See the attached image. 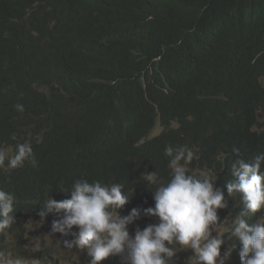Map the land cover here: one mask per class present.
Masks as SVG:
<instances>
[{"label":"trees","instance_id":"obj_1","mask_svg":"<svg viewBox=\"0 0 264 264\" xmlns=\"http://www.w3.org/2000/svg\"><path fill=\"white\" fill-rule=\"evenodd\" d=\"M13 137L38 165L0 170V183L38 213L47 189L71 198L60 188L78 178L123 184L121 216L154 207L147 173L168 179L164 150L180 138L196 143L189 168L217 165L221 184V163L264 153V0H0V143Z\"/></svg>","mask_w":264,"mask_h":264},{"label":"clouds","instance_id":"obj_2","mask_svg":"<svg viewBox=\"0 0 264 264\" xmlns=\"http://www.w3.org/2000/svg\"><path fill=\"white\" fill-rule=\"evenodd\" d=\"M15 107L24 111L22 104ZM233 152L239 157L238 148ZM164 155L169 157L171 178L154 190V207L132 208L129 214L121 216L119 209L132 196L125 192L123 184L77 179L71 187V198L58 201L50 196L42 202L38 214L44 219L49 213L63 210L62 218L53 221L52 232L70 235L63 241L66 249H87L89 264H104L107 257L116 264L120 259L123 264H173L174 261L181 264L182 256L192 251L189 264H264V153L255 156L251 163L243 158L232 161V175H225L221 183L227 189L225 195L215 185L220 184L223 175L212 171L210 164L200 171L189 168L199 158L192 147L169 145ZM220 159L223 160V154ZM26 161L33 167L38 165L30 141L17 143L14 150L0 146V170L10 172L23 167ZM147 179L156 183L157 172L147 173ZM238 193L242 207L234 214L238 209L235 208ZM14 196L10 186L3 184L0 232L16 222ZM259 211L261 215L250 224V215ZM142 212L158 217L159 222L138 228L133 222ZM74 226H78V232L73 231ZM135 229L133 237L130 233ZM25 235L21 245L26 247L27 231ZM33 251L36 254L30 259L0 251V264H41L40 258L46 255L50 264L57 263V257L46 247L37 244Z\"/></svg>","mask_w":264,"mask_h":264},{"label":"bare ground","instance_id":"obj_3","mask_svg":"<svg viewBox=\"0 0 264 264\" xmlns=\"http://www.w3.org/2000/svg\"><path fill=\"white\" fill-rule=\"evenodd\" d=\"M141 44L148 45V44H150V41H141ZM54 84L61 91H65L64 87H60V85L57 84V83H54ZM43 87L44 86L41 83L38 84L37 91L39 92V94H43V92H42L43 91ZM67 97H68V93H67ZM68 98H71L73 100L72 103L69 104V105L75 107V110H77V116L78 117H82L83 116V112L78 107L75 99L72 98V97H68ZM73 111L74 110H69L67 113H73ZM158 124L159 123L157 121V124H152L150 126L149 122H148L146 127H145V130L152 131V133H150V135H153V133L155 131H156L155 133L157 134L159 132L158 129H160ZM44 132L40 130L39 134L36 135L35 138H38ZM181 135H183V134H181ZM205 138H208L207 131H203V134L201 135V137H199L198 141H201L202 139H205ZM23 142L24 141H22L21 139H15L14 141L11 142L13 146H11V145H2L1 143H0V146L10 147V148H12L14 150L15 149V145L17 143H23ZM182 145H188L189 147L193 148V147H195L196 143L192 142V141L191 142H186L182 138H180L178 141L175 140L174 143H173V147L182 146ZM244 161L246 163H250L246 159H244ZM26 163H27V161L25 162V164ZM229 166H231V164H228L225 161L223 163H221V167H220L221 172H224ZM210 168H211L212 171L216 170L217 169V165H214V166H212ZM170 178H171V172H170L169 177H168L167 180H164L160 176H158L157 182L156 183H151L150 186L153 185L154 188H157V186H159V184L161 182L167 183V181L170 180ZM62 182H64V181L62 180ZM3 184H5L7 187L10 186V185L13 186L15 190H18L20 188L17 185H13V182H10L9 184L0 183V188H2ZM13 187H10V191L12 193L14 192L13 191L14 190ZM71 187H72V185L66 183V187L64 188V190H62L60 188L59 192H65L66 191V192L71 193L72 192ZM25 189H27L26 186H25ZM55 191H57V190H55ZM55 191L53 193H51L47 189L45 191V193L53 197L54 195L58 194V193H55ZM23 194H25L27 197H31V194H30L29 190L23 192ZM16 200H19V199H17V197H15V202H14L15 211L17 209H19L18 213H14V215L16 217V222L10 228H7L3 232H0V237H2V239L0 240V251H4L6 255L23 256L25 258H29L30 259V258L35 256L36 251H33V248H34L35 245L38 244L39 246L46 247L48 250H50L57 257L59 262L62 263V264H66L65 260H69V264H88L87 261L83 259V255H82L83 252L84 253L87 252V249H82V250H80L78 248L66 249L63 246V241L65 239H68V237L70 235L69 236H61L58 233H53L52 232L53 221L62 218V216L64 215V211L63 210H61L60 212L49 213L46 218L42 219L39 216L38 212L33 211L28 206H25L22 203L21 200H19V201H16ZM36 220H41L42 221L41 225L38 228V233H41V232H45L46 233V236L44 238L45 245L44 244L41 245L40 243H37V242H33L32 244L28 242V245L26 247L22 246L23 248H19V246H17V244H16L17 239L15 238V235L19 234L22 237V244H23L24 240L26 239L25 232L29 229V227H28L29 224L31 222L34 223ZM73 231L78 232L79 231L78 226H74L73 227ZM69 240H71V239H69ZM237 242L239 243V241H237ZM46 243H49V244L46 245ZM106 260L107 261L104 264H116L114 262V259H112V261H110V258L107 257ZM40 261H41V264H50V260H49L47 255L44 256V257L42 256V258H40ZM180 263L181 264H185L184 262H182V260L180 261ZM118 264H123L122 259H120ZM173 264H177L176 261H174Z\"/></svg>","mask_w":264,"mask_h":264},{"label":"rangeland","instance_id":"obj_4","mask_svg":"<svg viewBox=\"0 0 264 264\" xmlns=\"http://www.w3.org/2000/svg\"><path fill=\"white\" fill-rule=\"evenodd\" d=\"M158 125H159V124H158ZM155 135H157V134L154 133V134L152 135V137L155 136ZM215 185H216L217 187H219V188H222L223 191H224V195H225V193L227 192V189H226L225 185H224V184H215ZM230 202H231V198H229V199L227 200V204H228V206L231 205ZM261 213H262V212L259 211V212L256 213L255 215H252V218L249 220V223H250V224H254V223L256 222V220H257V217L260 216ZM228 217H231V215H229ZM41 223H42L41 220H36L34 223L31 222V223L29 224V226H28L29 229L27 230V233H28V237H27V239H28L29 243L32 244L33 242H37V243H40L41 245H42V244L45 245L44 238H45V236H46V233H45V232L37 233V230H38L39 226L41 225ZM136 230H137V229H135L133 233H130V235H132V236L134 237ZM213 234L215 235V233H213ZM48 244H49V243H46V245H48ZM193 255H194V251H192L190 254H188V253H187V254H184V255L182 256V262H184L185 264H189V262H190V258H191ZM89 262H90V260L87 261L88 264H89ZM65 263H66V264H69V260H65Z\"/></svg>","mask_w":264,"mask_h":264}]
</instances>
